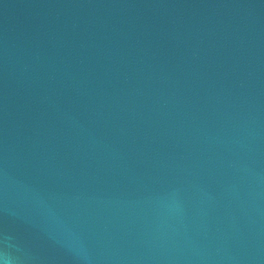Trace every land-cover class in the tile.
Returning a JSON list of instances; mask_svg holds the SVG:
<instances>
[{
  "label": "water",
  "instance_id": "1",
  "mask_svg": "<svg viewBox=\"0 0 264 264\" xmlns=\"http://www.w3.org/2000/svg\"><path fill=\"white\" fill-rule=\"evenodd\" d=\"M0 264H264V0H0Z\"/></svg>",
  "mask_w": 264,
  "mask_h": 264
}]
</instances>
